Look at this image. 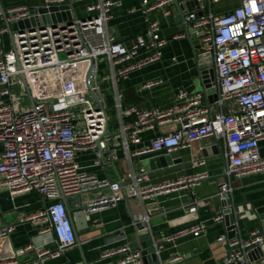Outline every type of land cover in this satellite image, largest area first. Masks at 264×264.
I'll return each mask as SVG.
<instances>
[{
    "label": "built area",
    "instance_id": "built-area-1",
    "mask_svg": "<svg viewBox=\"0 0 264 264\" xmlns=\"http://www.w3.org/2000/svg\"><path fill=\"white\" fill-rule=\"evenodd\" d=\"M172 1H143L141 9L147 15ZM196 1L199 5L211 0ZM63 2L43 0V7L48 9ZM119 5V1L98 0L86 7L87 16L83 18L73 16L54 24L16 31L8 50L2 44L7 29L0 28V189L10 196L36 192L45 203L43 209L26 218L44 224L42 232H51L55 238V249L38 252V258H59L76 245L62 198L96 192L86 203L88 213L93 214L122 201L123 189H126V197L142 200L154 198L185 182L151 185V174L144 168L136 173L130 171L124 179L115 182L100 180L84 171L76 160L77 155L93 154L94 164L99 165L105 153L114 158L113 140L120 141V149L128 158L130 154L170 153L210 137L222 140L226 179L218 185L217 196L221 201L232 194V179L264 172V157L258 151L259 143L264 141V0H239L236 8L220 15H199V5L198 10L184 16V23L200 39L203 54L211 58L217 94L215 103L221 108L225 101H233L234 112L225 114L220 110L212 114L203 103L202 95L183 91L176 94L174 105L165 110L124 109L121 94L115 88L113 104L119 129L116 134L106 135L109 122L106 98L99 87L100 65L106 64L109 70L102 81L112 80L116 84L129 71L159 60L163 45L159 24L149 20L145 34L136 36L131 45L113 41L108 33V22L112 18V7ZM36 10L26 6L0 10V21L6 25L28 19ZM146 48L155 49V54L132 63L138 52ZM59 54L64 57L61 59ZM91 62L88 84L98 96V102L84 83ZM76 65L80 68L73 70L72 66ZM75 80H80V86ZM81 95L90 99L73 101ZM27 100L31 108L19 109V104ZM126 118L129 121H125ZM170 123L176 125L174 130L143 143V131ZM131 145L137 147L132 153ZM225 208L230 206L223 207L214 222L224 220ZM195 211V205L188 208L190 214ZM132 224L137 232H146L149 217L147 214L134 216ZM206 229L207 225L199 222L170 234L162 244L152 243L153 252L159 257L163 244L175 243L187 236L199 237ZM12 231L13 226L1 227L0 241ZM231 231L234 232L232 238L222 234L217 239L227 246V254L220 264H252L249 253L264 244V234L254 230L248 239H243L237 234L234 223ZM31 250L32 246L13 250V258L0 264H17L18 259ZM141 252L124 245L106 251L102 258L120 254L122 257L117 264H142ZM181 259L175 254L169 263L179 264ZM257 264H264V256Z\"/></svg>",
    "mask_w": 264,
    "mask_h": 264
},
{
    "label": "crops",
    "instance_id": "crops-1",
    "mask_svg": "<svg viewBox=\"0 0 264 264\" xmlns=\"http://www.w3.org/2000/svg\"><path fill=\"white\" fill-rule=\"evenodd\" d=\"M97 1L64 0L62 4L51 7L58 10V18H83L87 16L86 7ZM111 1L120 2L119 6L112 7V18L108 22V33L113 41L131 45L136 36L145 34L149 20L159 24V37L163 45L160 48L159 60L129 71L125 77L118 79L116 84L112 80L101 81L99 87L104 97L113 102L116 88L121 94L124 109L133 107L139 110H165L174 105L176 94L183 91L189 95H202L203 103L212 114L220 110L225 114L236 110L233 101H225L221 108L215 103V72L212 64L209 65L211 60L202 55L200 39L193 32L187 33L185 30L182 16L192 9L187 0L178 6L175 0L168 2L147 15L142 12V2L153 0ZM43 5V0H0V10L3 11L17 6L38 9ZM199 5L203 15H220L236 8L239 0H211ZM131 9L134 11L129 12ZM0 28L7 29L5 22L0 21ZM188 30L191 31L190 26ZM15 32L16 30H12V34ZM2 41L3 48L8 50L11 47L8 30L2 36ZM155 52L152 48L141 49L132 63L142 62ZM108 73L106 66L105 76ZM208 89L215 92L208 94ZM125 121L129 119L126 118ZM175 128L173 123L155 125L154 128L143 131L141 139L146 144L150 139ZM119 143V140L111 141L114 158L105 153L104 161L99 165L94 164L93 154H78L76 160L84 171L94 174L100 180L119 181L130 171L136 173L140 168H144L143 162H147L148 170L144 169L151 174V185L179 180L185 182L154 198L142 200L126 197V189H123L124 199L115 206L97 213H87V227L78 233L80 246L76 244L56 259L36 257L42 250H54L55 238L51 232H42L44 224L26 220L43 209L45 203L40 195L28 192L10 196L0 189V228L13 226L10 235L0 241V261L11 260L13 250L19 251L25 246H32V250L24 253L17 264H85L81 253L86 264H117L122 257L120 254L107 258H102V255L108 250L124 245L145 251L148 247L143 245L147 240L151 245L153 242L162 244L166 236L203 222L207 225L203 235L187 236L175 243L163 244L159 257L153 258L151 253L147 252L142 256V264H170L169 260L175 254L182 258L179 264H220L227 254V246L217 239L220 235H228V232H231L227 230L224 220L213 221L223 209V201L217 196L218 185L226 179L222 140L210 137L170 153L144 156L130 154L129 158L120 149ZM136 148L131 145L130 153ZM258 151L260 156L264 157V141L259 143ZM1 152L0 144V155ZM164 157L169 159L163 163L159 158ZM195 177L200 178L194 179ZM231 182L233 191L230 195V209L237 234L243 239H248L254 230H261L264 234V172L232 179ZM96 195V192H90L82 195V198L87 203ZM194 205L196 211L190 214L188 208ZM144 214L149 217V228L146 232H137L132 224L133 217ZM262 256L264 244L249 253L252 264H257Z\"/></svg>",
    "mask_w": 264,
    "mask_h": 264
},
{
    "label": "water",
    "instance_id": "water-1",
    "mask_svg": "<svg viewBox=\"0 0 264 264\" xmlns=\"http://www.w3.org/2000/svg\"><path fill=\"white\" fill-rule=\"evenodd\" d=\"M176 4L178 6L179 3L183 2L184 0H175ZM188 3H190V6H192V9H189V11H193L194 9L198 10L199 9V5L197 3L196 0H187ZM195 7V8H194ZM198 8V9H197ZM58 10H56V8H44V7H40L36 10L35 14L31 17H29L28 19H24V20H19L16 22H12V23H6V27L8 30V33L10 35V37H12V30H16V31H21L23 29H29V28H33L36 26H44V25H50V24H54L56 22H60V21H64V20H69L70 17L68 18H58ZM199 15H201V11L198 12ZM184 19V16H182ZM185 30L187 33L189 32H193L192 30L189 31L188 30V25L185 24ZM203 56L207 57V59L210 61L211 58L208 54H202ZM212 62L209 63V65H211ZM18 69H20V66L18 65ZM92 75V62L90 63L86 73H85V77H84V83L86 85V88L89 92V94L93 97V99L98 102V96L90 89L89 84H88V79L89 77ZM20 77L23 80V75L20 74ZM24 81V80H23ZM25 85V82H24ZM207 89V87H206ZM27 90V88H26ZM28 91V90H27ZM215 91H213L212 89H208L207 93H213ZM217 97V96H216ZM216 99V98H215ZM33 103H32V107H33ZM106 135H110L108 133V131H105ZM168 160V157H164V158H159V160L161 162L164 163V160ZM62 202L65 204L66 209H67V215L68 218L71 222V226L75 235V241L76 244L79 245L80 241L78 238V233L84 229H86L87 227V213H88V207L86 205V203L83 201L82 196H77L74 197L72 199H64L62 198ZM231 205V200L230 197L225 196V201H223L222 203V207H226V206H230ZM224 222L226 224L227 230L231 231L233 228V223H234V218H233V214L231 212L230 208H225L224 209ZM10 225H6L3 227H9ZM234 236V232H228V237L232 238ZM80 246V245H79ZM143 247H148L147 250L142 251V256L144 254L151 253L152 257L155 258L154 252H153V248L151 247V243L147 240L146 244L143 245ZM35 257V254H34ZM81 259L82 261L86 264V260L84 255L81 253ZM19 261V259H18Z\"/></svg>",
    "mask_w": 264,
    "mask_h": 264
},
{
    "label": "rangeland",
    "instance_id": "rangeland-1",
    "mask_svg": "<svg viewBox=\"0 0 264 264\" xmlns=\"http://www.w3.org/2000/svg\"><path fill=\"white\" fill-rule=\"evenodd\" d=\"M59 57L62 59L64 57L63 54H59ZM106 64L104 65H100L99 68V74H98V80L99 83L102 81L103 77L105 76V72H106ZM73 70L74 69H79L80 66L76 65V66H72ZM78 83V86H80V80H75ZM103 88V87H102ZM106 98V97H105ZM84 99H90V96L87 95H81L78 98H74L73 101L77 102V101H81ZM106 114H107V119H108V133L110 135L116 134L118 132L119 129V119H118V114L117 111L114 107L113 102L109 101L108 98H106ZM18 106V105H17ZM19 109L21 108H26V109H30L31 108V103L29 100L24 101L22 103L19 104L18 106ZM143 167L148 170V164L147 162H143Z\"/></svg>",
    "mask_w": 264,
    "mask_h": 264
}]
</instances>
